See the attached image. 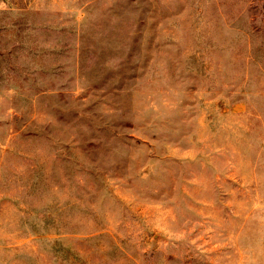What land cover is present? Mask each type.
<instances>
[{
  "label": "rangeland",
  "instance_id": "1",
  "mask_svg": "<svg viewBox=\"0 0 264 264\" xmlns=\"http://www.w3.org/2000/svg\"><path fill=\"white\" fill-rule=\"evenodd\" d=\"M0 264H264V0H0Z\"/></svg>",
  "mask_w": 264,
  "mask_h": 264
}]
</instances>
